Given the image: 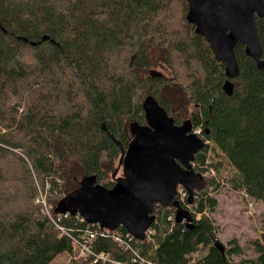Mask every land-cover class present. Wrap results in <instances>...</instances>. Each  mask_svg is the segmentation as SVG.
<instances>
[{
	"label": "trees",
	"instance_id": "16d2710c",
	"mask_svg": "<svg viewBox=\"0 0 264 264\" xmlns=\"http://www.w3.org/2000/svg\"><path fill=\"white\" fill-rule=\"evenodd\" d=\"M182 1L187 16L188 2ZM170 4L171 0H0L5 30H0V264H52L70 254V236L88 225L80 217H61L55 209L85 177H95L108 190L115 186L105 178L132 142L125 121L145 123L139 94L145 86L132 72L118 76L113 59L132 47L139 57L135 67L146 69L148 47ZM187 24L194 31L193 45L177 50L184 51L187 63L199 67L200 77L192 78L186 92L178 87L187 101L167 91L165 78L147 80L152 84L148 97L170 117L182 114L177 108L183 102V114L197 104L204 119L194 129H204L208 122L207 141L236 171L231 190L264 205V69L260 71L245 47L238 46L240 76L232 80L235 90L228 97L222 89L225 65ZM256 28L264 62V18H257ZM45 37L50 40L42 42ZM163 92H168L167 99L161 97ZM209 148L206 143L196 156L200 174L207 172L202 166ZM206 188L189 210L192 229L168 221L176 212L173 207L155 206L157 248L135 242L141 257L153 264H264V235L253 243L257 259L232 262L243 253L235 240L231 247L223 246L224 253L215 248L220 242L218 227L210 215L218 201L207 191L221 188L213 180ZM40 189L56 207L51 218L37 203ZM120 231L127 234L123 227ZM96 245V251L116 261L131 262V253L113 241ZM200 248L208 249V255L191 262Z\"/></svg>",
	"mask_w": 264,
	"mask_h": 264
},
{
	"label": "water",
	"instance_id": "95a60500",
	"mask_svg": "<svg viewBox=\"0 0 264 264\" xmlns=\"http://www.w3.org/2000/svg\"><path fill=\"white\" fill-rule=\"evenodd\" d=\"M187 2L186 20L195 27L196 35L206 40L216 61L225 65L227 80L222 89L232 97L235 90L232 80L240 76L235 55L238 46L245 47L246 56L256 63L260 71L264 69L256 28L257 18H264V0ZM0 30L5 33L1 24ZM18 40L32 47L37 45L26 38L18 37ZM49 40L45 37L42 42ZM162 77L158 72H150V78ZM142 109L147 126L132 123V142L127 150H121L119 170L122 169L123 178L116 180V173L113 176L115 186L111 190L98 185L95 177L83 178L79 189L57 206V215L80 217L87 225H100L111 232L123 227L140 242L145 240L147 231L156 222V205L173 207L176 210L175 224L186 222V228L194 227L190 212L175 199L181 188L189 195L188 204H194L195 191L201 190L203 176L197 174L191 164L206 144L191 134L190 122L176 127L153 97L145 99ZM214 246L224 253L220 242L216 241Z\"/></svg>",
	"mask_w": 264,
	"mask_h": 264
},
{
	"label": "rangeland",
	"instance_id": "374dc122",
	"mask_svg": "<svg viewBox=\"0 0 264 264\" xmlns=\"http://www.w3.org/2000/svg\"><path fill=\"white\" fill-rule=\"evenodd\" d=\"M182 2V0H171L169 11L166 16L161 18V28L155 32L156 36H153L151 45L148 47L149 65L146 69L135 67L139 63V57L132 47L125 48L120 55L113 59L116 67L115 73L118 76L126 77L132 72L142 81L145 89L141 90V93L139 92L141 104L152 93V91H147V88L152 84H146L150 77V72L163 74L168 81L177 84V87L182 88L185 92L187 87L191 85L192 78L200 77L201 75V71L196 64L186 62L187 57L184 51L180 52L177 50V48L183 49L193 45L194 31L190 29L186 22ZM167 91L171 92L169 89ZM168 92L161 93V97L167 99ZM187 95H190V93L187 92ZM180 98L181 101H187L185 95L180 94ZM183 105H185L184 102L177 108V111L182 114L184 112ZM175 107L177 106L174 104ZM140 117L141 114L138 118ZM132 121L136 122L139 120L133 119ZM131 123L128 120L125 121L128 131ZM128 135L130 136L129 132ZM207 144L210 148L207 153L206 164L202 166L207 170L206 173H202L205 176L204 187H208L209 180H213L221 188L218 192L213 191L212 188L207 191L218 201L216 211L210 215L218 227V239L223 246L228 248L231 247L229 244L231 241L235 240L238 242L243 253L241 257L233 258L232 262L238 263L242 259H257L258 254L253 243L261 240L264 235V205L253 202L244 194H236L231 190L230 181L236 174L235 169L212 142L207 141ZM119 161H115L112 166V173L105 178V182H113V176L116 173V180L123 178V171L122 169L119 170ZM195 169L198 173H201L197 164ZM206 190L207 188L204 189L205 192ZM49 200L47 193L40 189L37 203L42 204L43 213L47 216H51L56 208L54 204L48 203ZM208 253V249L202 248L200 253L191 255L190 261L193 263L198 262L207 256ZM72 262L84 264L82 261L71 260L70 254L58 258L52 264H71Z\"/></svg>",
	"mask_w": 264,
	"mask_h": 264
},
{
	"label": "built area",
	"instance_id": "2783aa9c",
	"mask_svg": "<svg viewBox=\"0 0 264 264\" xmlns=\"http://www.w3.org/2000/svg\"><path fill=\"white\" fill-rule=\"evenodd\" d=\"M188 197L189 195L187 194V192L180 188L178 191V196L176 197V201L179 204L181 203L182 205H184V209L187 211L191 210V206L188 204ZM68 216L69 214L61 217L67 219ZM175 216L176 212L168 217V221L170 223H175ZM200 216L201 215H198L197 218L200 219ZM49 217L51 218V216ZM82 221L84 222L83 219ZM120 229L111 232L108 229H102L100 225H88L85 230H81V232L77 235H71V260L76 262L82 261L85 264H153L141 257L140 252L135 248V242L145 243L146 246L157 248L155 239L157 236V230L151 227L145 235V240L140 242L135 240L130 234H128V232L126 235H124L120 231ZM107 240L113 241L123 251L131 253V262L125 263L123 261H116L111 257L109 253L96 251V248L98 247L96 244L100 241ZM201 251L202 248L197 253H200Z\"/></svg>",
	"mask_w": 264,
	"mask_h": 264
},
{
	"label": "flooded vegetation",
	"instance_id": "af4514ba",
	"mask_svg": "<svg viewBox=\"0 0 264 264\" xmlns=\"http://www.w3.org/2000/svg\"><path fill=\"white\" fill-rule=\"evenodd\" d=\"M163 75V74H162ZM150 78V77H149ZM162 78H165L167 79L164 75ZM167 89H169V91H171L172 93H174L175 95L179 96L180 97V91H179V88L177 87V84L175 83H172L169 81V83H167ZM163 108V107H162ZM164 109V108H163ZM166 111V110H165ZM142 113H143V116H144V119H145V115H144V111L142 109ZM168 114V113H167ZM169 116V115H168ZM170 117V116H169ZM173 121H174V125L176 127H181L185 122H190L191 124V134H195L198 136L199 139H201L204 143L206 142L207 143V137L210 136V130L208 128V122L207 121H204L205 125L203 126L204 129H201L199 131H195L194 129V124L197 123L199 120L200 121H203L204 119V116H203V113L201 112V109L200 107L197 105V104H194L193 108L190 109V111H188L187 113H184V114H181V115H174L173 117L171 116L170 117ZM134 123H137L139 124L140 126L142 127H145L147 126V122H146V119H145V123H140L139 121H136ZM209 133V134H208ZM205 143V144H206ZM205 150V149H204ZM204 150H202L200 153H202ZM199 153V154H200ZM197 154V155H199ZM196 155V156H197ZM195 156V161L191 164L192 165V168L193 170L197 173V174H200L196 171L195 169V166H196V160H197V157ZM202 175V174H201ZM203 176V182L201 184V190L200 191H195V198H196V195L197 194H202L204 193V178L205 176ZM179 191V190H178ZM176 200V199H175ZM194 203H195V200H194ZM185 210V209H184ZM186 222H183L181 225H185L186 227Z\"/></svg>",
	"mask_w": 264,
	"mask_h": 264
}]
</instances>
